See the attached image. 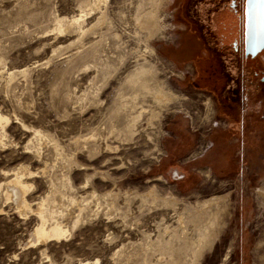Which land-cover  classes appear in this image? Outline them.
Wrapping results in <instances>:
<instances>
[{
    "label": "rangeland",
    "instance_id": "1",
    "mask_svg": "<svg viewBox=\"0 0 264 264\" xmlns=\"http://www.w3.org/2000/svg\"><path fill=\"white\" fill-rule=\"evenodd\" d=\"M228 1L0 0V183L18 174L28 205L0 188V264H264V97L224 68L242 54ZM137 63L167 103L134 93ZM212 196L215 240L182 251L177 218ZM40 203L66 233L32 244Z\"/></svg>",
    "mask_w": 264,
    "mask_h": 264
},
{
    "label": "bare ground",
    "instance_id": "2",
    "mask_svg": "<svg viewBox=\"0 0 264 264\" xmlns=\"http://www.w3.org/2000/svg\"><path fill=\"white\" fill-rule=\"evenodd\" d=\"M77 20L78 19L71 21V24H77L76 23ZM144 24H146L145 26L147 27V29L149 30L150 33L156 32V30H158V28H159L154 17H151L149 19L147 18V20L144 21ZM263 50L264 49H262L259 53H257L256 56H258L260 53H262ZM256 56H254L253 58H255ZM151 68H153V67H151ZM151 68L148 65L147 66H145L144 64L138 65V63H137L136 68L133 69V71L131 73H129V75H126L127 76L126 80L130 83L129 86L133 87L135 94H139V93L150 94V95H152L153 99H155L159 102L162 101L165 104L170 99V95H167L166 93H164L158 87L160 85L155 84V85H157V86H155V85H153L154 83L152 84L153 78H151L152 76L150 75L152 72ZM142 94H140V95H142ZM135 97H136V95H135ZM3 120H5V119L0 114V123ZM2 187L4 188L3 191H1V192H3V196L5 197L4 199L12 200V202H14V204L16 205V209L21 214H23L25 209L28 208V205L26 204V201L24 199V192H25L27 187H25L24 183L21 181L18 174H15L12 178L7 179L3 184L0 183V188H2ZM258 191L262 192L261 194H263L264 193V187H259ZM225 199L226 198L221 197V196H212L208 199L203 200L200 204H198V206L195 207V209H193L194 211L189 215L188 220L185 219V216H182V215L177 218L178 226L181 228V232L179 234L177 233V235H173L174 236L173 238H176L179 241H181V250L182 251H184V252H186V251L187 252L188 251H197V253L199 254L200 251H202L203 249L211 247L213 241L215 240V236L218 233L217 232V225H219V223H218V219L220 217L219 214L224 212L225 207H227V203L225 202ZM162 201H164V200H162ZM165 201H166V203L168 202L169 206L172 203L169 200H165ZM224 202L226 204H224L223 206H220V203L223 204ZM163 204L165 205V202ZM50 209L51 208H49V205H47L45 203H40L38 205V213L40 215L41 221H40V224H38L30 232V237H29L28 243H32V244L42 243L47 238H50V237L57 238V237L63 236L64 233H66L65 230L62 229V227L58 221L57 222L54 221V222H52V224L47 226L48 224H46V222L49 220L48 216L52 217L51 216L52 212L50 211ZM55 218H56V216H55ZM49 222L51 223V220H49ZM75 222H76V220H75ZM188 223L193 224L192 225V227H193L192 231L194 232V234L191 237L190 236L187 237V234L185 232L186 231V225ZM169 242H170V240L168 242L162 241L161 242L162 243L161 249L163 250V253L168 254L170 259L172 260L173 257L171 255V253L174 251L170 245L167 246V244H169Z\"/></svg>",
    "mask_w": 264,
    "mask_h": 264
},
{
    "label": "flooded vegetation",
    "instance_id": "3",
    "mask_svg": "<svg viewBox=\"0 0 264 264\" xmlns=\"http://www.w3.org/2000/svg\"><path fill=\"white\" fill-rule=\"evenodd\" d=\"M206 2H208V4H207V7H205V9L203 8V11L208 12V10L210 9V4H211L212 1H206ZM217 3L218 2H213L214 5H217ZM194 5L197 6L198 4L197 5L194 4ZM227 6L231 7L234 10L235 13L238 12L236 16H237V28H238L239 38H240L241 33H242V6H243V0H229L228 3H227ZM198 7L200 8V6H198ZM204 17L206 19H208V21L206 22L207 34H205L206 39L208 38L207 42L211 43L212 45H215L216 48H218L217 44L212 40V32H211V30H210V28L208 26L209 23H210L209 16L205 15ZM231 46H232V52L233 53L237 52V53L241 54L242 47H241V41L240 40H237L236 42H233ZM218 51L220 53H222V54H225L227 56V54L225 53L224 50L218 48ZM263 51H262V53H263ZM260 55H261V53L258 56H256L255 58H249V57L244 58L242 56V54H241V61H240L239 65H238L239 61H236L237 57L235 58V56H234L233 59H230V61L233 60V62L229 61V63H228V61H226V60H228L227 57H224V59L226 58V60L223 61L224 68H225V70L227 71L228 75L231 78H235L237 75H239V73L241 72V68H244V66L247 67V70H248L247 74L249 75L250 81L253 82V87H252V90H251L252 92L251 93L254 94V96L256 98L257 97L260 98L261 96L264 97V64H263V62L260 59ZM234 61H235V65L236 66H234V64H233ZM236 85L238 86V82H237V84L232 82V84L229 85L230 87L226 88V91H225L226 94H224V95L219 94L218 96L219 97H225V98L226 97L227 98L230 97L231 94H232V91H233V89H231V88H232V86H236ZM241 99H243V96L241 97ZM259 103H258V105H259ZM262 109L264 110V103H263ZM261 118L264 120V114L262 115ZM262 124H263V122H262Z\"/></svg>",
    "mask_w": 264,
    "mask_h": 264
},
{
    "label": "water",
    "instance_id": "4",
    "mask_svg": "<svg viewBox=\"0 0 264 264\" xmlns=\"http://www.w3.org/2000/svg\"><path fill=\"white\" fill-rule=\"evenodd\" d=\"M241 47L244 58L264 49V0H243Z\"/></svg>",
    "mask_w": 264,
    "mask_h": 264
},
{
    "label": "crops",
    "instance_id": "5",
    "mask_svg": "<svg viewBox=\"0 0 264 264\" xmlns=\"http://www.w3.org/2000/svg\"><path fill=\"white\" fill-rule=\"evenodd\" d=\"M215 125V124H214Z\"/></svg>",
    "mask_w": 264,
    "mask_h": 264
}]
</instances>
